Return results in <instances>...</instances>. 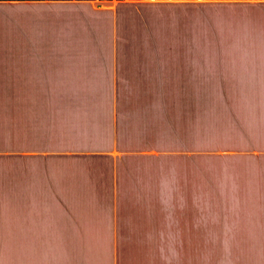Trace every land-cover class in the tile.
<instances>
[{"label": "crops", "instance_id": "crops-1", "mask_svg": "<svg viewBox=\"0 0 264 264\" xmlns=\"http://www.w3.org/2000/svg\"><path fill=\"white\" fill-rule=\"evenodd\" d=\"M10 3L12 264H193L178 137L210 57L190 7Z\"/></svg>", "mask_w": 264, "mask_h": 264}, {"label": "rangeland", "instance_id": "rangeland-1", "mask_svg": "<svg viewBox=\"0 0 264 264\" xmlns=\"http://www.w3.org/2000/svg\"><path fill=\"white\" fill-rule=\"evenodd\" d=\"M10 1L0 0L3 131L10 127ZM176 1L190 7L196 33L208 37L195 40L196 60L210 57L209 87L195 98L194 129L190 121L188 134L180 129L178 137L180 160H194L180 185L194 194L189 255L193 264H264V0ZM4 138L0 148L10 145ZM9 151L0 149V264H12L20 250L12 247Z\"/></svg>", "mask_w": 264, "mask_h": 264}, {"label": "trees", "instance_id": "trees-1", "mask_svg": "<svg viewBox=\"0 0 264 264\" xmlns=\"http://www.w3.org/2000/svg\"><path fill=\"white\" fill-rule=\"evenodd\" d=\"M6 97H3V99H5ZM10 99H11V91H10V95H9V103H10ZM7 103V102H6ZM6 131V135H3V133ZM5 131H3V130H0V144L1 143H3V138L5 137V136H9L10 137V127H9V129H5ZM9 140V138H4V143H6V144H10V141H8ZM0 149H9L10 150V145H9V147H7L6 146V148H0ZM208 149H210V151H212L211 149H213V147L212 146H210Z\"/></svg>", "mask_w": 264, "mask_h": 264}, {"label": "built area", "instance_id": "built-area-1", "mask_svg": "<svg viewBox=\"0 0 264 264\" xmlns=\"http://www.w3.org/2000/svg\"><path fill=\"white\" fill-rule=\"evenodd\" d=\"M120 1H122V0H94V2L97 4L108 5V6L114 5ZM148 1L154 2V1H159V0H148Z\"/></svg>", "mask_w": 264, "mask_h": 264}]
</instances>
